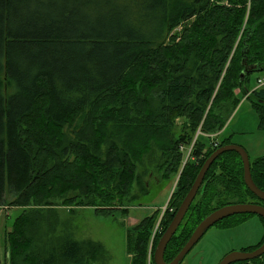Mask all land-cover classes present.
Segmentation results:
<instances>
[{
	"label": "trees",
	"instance_id": "1",
	"mask_svg": "<svg viewBox=\"0 0 264 264\" xmlns=\"http://www.w3.org/2000/svg\"><path fill=\"white\" fill-rule=\"evenodd\" d=\"M223 1L228 5L218 4ZM250 66L264 71V0H250L249 12L248 0H0V209H21L6 235L10 264L103 261V244L55 235V207L61 203L72 214L94 208L111 217L126 212L153 139L171 159L170 172L181 170L174 192L180 198L153 243L157 213L128 232L126 249L131 264H155L158 242L203 164L233 144L234 134L204 152L193 133L214 135L226 125L217 108L225 113L229 102L238 106L237 88L253 98L264 132V104L258 103L264 85L246 86L251 74L239 80ZM129 79L146 98L128 87ZM178 121L189 135L177 139ZM108 124L113 132L103 133ZM181 146H193L185 165ZM251 174L264 191V154L251 161ZM241 203L264 205L245 185L241 157L228 152L209 169L165 261H173L205 217ZM254 216H232L215 227L233 228ZM234 264H264V256Z\"/></svg>",
	"mask_w": 264,
	"mask_h": 264
},
{
	"label": "rangeland",
	"instance_id": "2",
	"mask_svg": "<svg viewBox=\"0 0 264 264\" xmlns=\"http://www.w3.org/2000/svg\"><path fill=\"white\" fill-rule=\"evenodd\" d=\"M218 4L228 5V2L223 1ZM249 9L250 0H248V12ZM180 31H182L181 26L173 30L172 34H177ZM242 35L240 34V37ZM171 38L169 37V40ZM180 39H175L172 43H177ZM224 75L223 73L222 77ZM258 79H264V71L253 73L245 85L248 86L250 82L249 87L253 90L259 86ZM127 85L136 89L139 97H147L137 82L129 79ZM236 95L240 99L238 106L229 102V108L225 113L221 107L217 108V112L224 114L226 125L214 135L202 132L205 136L203 134L199 136L206 146L204 152H207L212 144H220L224 138L234 134L233 144L245 148L253 161L264 154V132L259 129V118L253 108V98L249 99L243 95L240 88H237ZM98 124H90V131H99ZM39 127L44 126L40 124ZM107 128L109 131L103 133L113 132L111 124H108ZM198 131L193 133V136L197 135ZM116 132L117 127H115ZM174 134L177 139L189 135L184 121L175 123ZM150 141L152 142L151 147L149 151L147 148V151L142 153V162L137 167L140 182L138 180L134 182L130 193L136 197L125 204V207L128 208L126 212L116 211L111 217L96 214L94 208H76L72 214L68 208L60 206L61 203L55 207L59 221L57 228L55 227L56 236L73 237L77 241L92 240L103 244L106 252L105 259L95 264H131V257L126 249L128 232L143 219L151 217L155 213H157V220L163 221L167 211H171L178 203L180 196L178 197L174 192L179 190L181 185L179 182L181 181V170L171 173V159L163 157L158 150L156 140ZM8 199L13 200L11 196ZM170 204L173 208L170 207ZM6 207L7 209L0 210V258L2 264L11 263L6 235L13 229L14 222L21 213V209L11 208L8 205ZM43 211L47 212L48 209L45 208ZM263 237L264 226L257 216L251 217L233 228L213 226L181 264H219L226 255L232 252H240L257 246Z\"/></svg>",
	"mask_w": 264,
	"mask_h": 264
},
{
	"label": "water",
	"instance_id": "3",
	"mask_svg": "<svg viewBox=\"0 0 264 264\" xmlns=\"http://www.w3.org/2000/svg\"><path fill=\"white\" fill-rule=\"evenodd\" d=\"M246 72L241 73L240 75V83L245 79L246 75L252 74L257 71H261L257 66H250L247 68ZM260 104H264L263 101H258ZM228 152H236L242 159L243 168H244V182L247 188L261 201L264 202V191L260 190L251 174V159L247 152V150L239 145L228 144L218 148L212 155L205 161L201 170L199 171L196 180L194 181L191 189L183 199L181 205L179 206L173 220L171 221L169 227L166 232L163 234L161 239L158 242L156 250L154 252V263L155 264H181L184 259L188 256V254L192 251V249L200 242V240L205 236V234L211 229L213 226L218 224L219 222L236 215H257L264 219V207L257 204L252 203H241V204H231L224 206L215 210L213 213L205 217L199 225L195 228L193 234L190 239L187 241L182 250L178 253V255L171 261L167 263L165 261V252L168 244L172 240L173 236L176 234L178 228L182 224L185 216L187 215L192 203L196 199L202 185L204 179L211 168L212 164L218 159L221 155ZM264 256V242L258 248L252 251H240V252H232L226 255L219 264H234L237 262H246L252 261Z\"/></svg>",
	"mask_w": 264,
	"mask_h": 264
},
{
	"label": "built area",
	"instance_id": "4",
	"mask_svg": "<svg viewBox=\"0 0 264 264\" xmlns=\"http://www.w3.org/2000/svg\"><path fill=\"white\" fill-rule=\"evenodd\" d=\"M260 82H262V81H259V83ZM262 85H264V83H260L259 84V86H262ZM200 134H202V133H201V131L199 129L198 135H200ZM217 146H219V145L217 144ZM180 151L183 152L184 155H189L191 153V147L181 146L180 147ZM161 231H162V227H160V224H158L157 227H156V229H155V231H154V234L153 235L155 236V235L161 233Z\"/></svg>",
	"mask_w": 264,
	"mask_h": 264
},
{
	"label": "bare ground",
	"instance_id": "5",
	"mask_svg": "<svg viewBox=\"0 0 264 264\" xmlns=\"http://www.w3.org/2000/svg\"><path fill=\"white\" fill-rule=\"evenodd\" d=\"M260 87H262V86H260ZM212 140H214V139H212ZM212 146H213L214 148H218L217 143L212 144ZM192 151H193V146H191V153H190L189 155H186V158H185V161H184V165L187 163V161H188L189 159H191V157H192ZM161 223H162V220L160 219V221L158 220L157 225L160 224V227H161ZM157 225H156V227H157ZM156 227H155V229H156ZM155 229H154V231H155ZM154 231H153V234H154ZM153 234H152V241H151V243L154 242V239H155L156 236H157V235L154 236Z\"/></svg>",
	"mask_w": 264,
	"mask_h": 264
},
{
	"label": "flooded vegetation",
	"instance_id": "6",
	"mask_svg": "<svg viewBox=\"0 0 264 264\" xmlns=\"http://www.w3.org/2000/svg\"><path fill=\"white\" fill-rule=\"evenodd\" d=\"M252 74H253V73H252ZM252 74H251V75H252ZM219 148H220V147H219ZM260 201H261V200H260ZM262 202H263V201H262ZM252 204H253V203H252ZM255 204H257V203H255ZM257 205H261V204L258 203ZM261 206L264 207V205H261ZM261 218H262V217H261ZM263 242H264V240L262 241L261 245L263 244ZM261 245H259V246H261ZM259 246H258V247H259ZM258 247H256V248H258ZM256 248H255V249H256ZM253 250H254V249H253Z\"/></svg>",
	"mask_w": 264,
	"mask_h": 264
},
{
	"label": "crops",
	"instance_id": "7",
	"mask_svg": "<svg viewBox=\"0 0 264 264\" xmlns=\"http://www.w3.org/2000/svg\"><path fill=\"white\" fill-rule=\"evenodd\" d=\"M1 209H7V207H6V206H4V207H3V208H1ZM1 209H0V210H1ZM10 209H11V208H10Z\"/></svg>",
	"mask_w": 264,
	"mask_h": 264
}]
</instances>
